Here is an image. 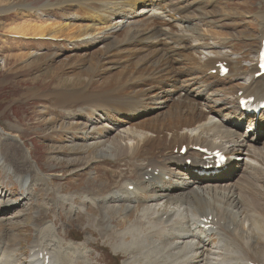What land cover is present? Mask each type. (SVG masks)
Wrapping results in <instances>:
<instances>
[{"label":"bare ground","instance_id":"1","mask_svg":"<svg viewBox=\"0 0 264 264\" xmlns=\"http://www.w3.org/2000/svg\"><path fill=\"white\" fill-rule=\"evenodd\" d=\"M94 2L99 1L86 0L76 4L79 11L73 18L87 17L93 22L99 21L104 28L92 31L88 30L90 27L83 29L82 26L66 32L69 24L38 27L37 32H48L52 38L66 35L71 40L80 39L79 44H102L104 49L94 55L103 57L105 66L110 64L103 73L104 82L95 81L96 73L87 70L73 74L65 80L68 83L57 85L47 94L52 99L50 111L60 112L65 115L63 119L71 120H75L79 112H82V119L85 118V111L99 116L104 131L88 132L89 123L82 122L64 124L61 128L69 131L75 140H88L97 131L103 137L83 147L89 153L86 161L91 163L88 162V167L105 157H131L134 164L142 154L147 158L144 164H136V170L141 168L135 180H123L116 191L105 196L84 194L81 208L85 211L87 203L103 212L97 225L102 227L104 237L114 241L113 251L128 256L124 264H173L176 261L180 264H264V252L260 251L264 247L261 202L235 193V184L228 179L236 175L234 169L220 175L201 176L200 168L212 161L193 150V147L200 146L224 151L230 156L229 165L233 157L240 159L235 158L237 153L241 154L245 164L239 179L244 183L256 173L264 174V165L261 164L264 162V146L258 147L255 134L243 132L241 128L244 119L249 130L257 122L259 126L264 125V112L258 117L244 116L237 107L244 97L264 101V75L255 78L259 72L257 62L243 72L238 59L232 56L234 53L220 50L221 47L233 49L234 46L230 48L227 41L212 42L198 31V27L196 31L186 25L189 7H171L168 0H122L96 6ZM159 2L164 4L161 10L168 15L158 12L160 8L154 4L160 5ZM139 3H144L145 7L140 14H135L133 8ZM167 3L169 6H165ZM49 6L52 5L45 4L42 9ZM20 7L26 12L32 11L29 3H22ZM117 16L121 17L115 20ZM260 17L264 20V14ZM22 30L21 27L16 32ZM263 36L264 30L261 39ZM39 56L41 54L34 56L35 63ZM219 62L228 64L229 73L225 78L219 76L216 67ZM214 69L217 72L211 75ZM57 71L55 68L49 73L53 72V75ZM220 90L224 95H220ZM24 95L36 96L37 91L31 88ZM77 107H80L78 111L75 110ZM93 107L99 108L98 111L93 112ZM53 116L54 119L51 118L56 121V114ZM90 122L95 123L94 120ZM124 124L128 125L127 128ZM184 145L187 146L186 154L181 153ZM8 147L12 151L13 148L21 149L16 143ZM81 148L77 145L73 150L80 151ZM89 148L94 151L90 152ZM236 166L232 164V168ZM223 177L227 179L222 181ZM27 181L28 176L23 186ZM261 184L263 186L257 184L258 187H264V179ZM131 185L133 190H129ZM63 199L56 201L63 205ZM113 202L116 203L114 206L107 205ZM102 203L107 206L103 208ZM14 205L10 201L4 209ZM75 209L71 206L70 215ZM137 211L134 221L130 215ZM116 214L121 216L114 224ZM93 222L96 224L95 219ZM46 229L53 230L52 225L36 226L37 237L30 247L27 264H44L40 252H34L37 247L51 255L49 264H89L86 256L84 258L76 251L74 254L67 252L72 248L78 250L76 245H63L65 240L55 236L44 239L42 234ZM253 234L258 236V259L247 254L253 250ZM87 244L88 240L79 247ZM17 250L20 251L17 244L6 245L0 239V264H19L15 261Z\"/></svg>","mask_w":264,"mask_h":264},{"label":"rangeland","instance_id":"2","mask_svg":"<svg viewBox=\"0 0 264 264\" xmlns=\"http://www.w3.org/2000/svg\"><path fill=\"white\" fill-rule=\"evenodd\" d=\"M71 1L73 0H0V32L19 36L11 35L10 38H7L0 35V239H3L6 245L17 244L20 251L17 250L15 261L19 264H27L30 247L37 237L36 226L52 225L53 230L46 229L45 232L43 231L42 237L45 239L55 236L65 240L63 245L70 244L71 247L76 245L78 250L72 248L67 251L69 254H74L76 251L84 258L86 256L89 264H112V262L113 264H124L128 256L124 253H115L113 251L114 241L104 237L102 227L97 225L103 212L101 213L99 208L87 203L84 207L87 208L85 211L81 206L84 194L105 196L116 191V187L123 180H135V175L136 173L139 175L141 168L136 170L135 166L144 164L147 156L142 154L136 160V164L133 163L131 157L126 159L105 157L98 159L96 163L88 167L90 160H86L89 153L83 147L100 139L101 135L97 131L96 135L94 134L90 138L91 140L85 139V142L80 138L73 139L69 131L61 128L64 124L67 126L82 122L89 123L88 132L96 129L102 131L103 123L99 116L85 111L87 115L85 118L82 119V112H79L76 119L71 120L63 119L65 115L60 112L50 111L52 99L47 94L56 89L57 85L68 83L65 80L71 78L73 74L76 75L87 70H93L96 73L95 81L104 82L103 73L107 66L110 67V64L105 66L103 57L98 58L94 55L95 52L104 49L100 43L83 45V43L79 44L80 39L71 40V37L66 35L52 38L48 32H37L38 27L55 26L56 24L57 26L69 24V29L66 32L75 29V27L79 29L78 27L82 26L83 29L90 27L88 30L92 31L105 27V25L93 22L87 17L78 20L73 18L79 11V7L76 6L77 2H73V6L66 8L67 10L58 7L54 11V3L60 6L69 4ZM115 1L122 2V0H110L109 2L116 3ZM170 2L183 9L189 7L190 16L187 12L186 16L189 18L186 25L195 30L198 27L199 30H197L213 42H229L230 48L234 46L233 49L221 47L220 50L229 54L234 53L235 55L232 54V56L238 59L239 67L243 72L251 69L249 66L256 58L261 34V24L255 14L264 13L262 11L264 0H171ZM22 3L31 4L32 11L23 10L20 7ZM99 3L103 4L101 1L94 2L95 6ZM45 4L52 6L42 9ZM160 5L157 6L160 8L158 12L164 13L161 10L163 7ZM67 6L69 5L64 7ZM143 7L144 4L139 3L135 9L136 13H140ZM164 14L168 15V13ZM56 16H58L57 19ZM118 17L120 18V16ZM21 27L23 30L16 32ZM42 38L56 40L54 42L40 40ZM73 40L75 43H72ZM38 54L41 56L35 63L34 56ZM55 68H58L55 74L49 73ZM103 86L105 85L103 84ZM31 88L37 91V97L24 95ZM70 88L72 87L69 86L68 89ZM219 93L224 95L221 90ZM230 96L229 98H231ZM79 108L77 107L75 110L78 111ZM91 109L93 112H97L99 108ZM54 114L57 116L56 121L53 120ZM68 115L66 112V116ZM147 115L145 114V116ZM145 116L143 115L142 118ZM97 119L99 122H96ZM93 120L95 123L91 124L90 121ZM124 126L127 128L128 125L124 124ZM242 129H244L243 132L254 133L256 139H259L257 146L263 148L264 128L262 126H258V131L255 132L249 130L248 124H245ZM13 143H16L21 149L13 148L12 151L8 145ZM77 145L83 149L73 150ZM89 151L93 152L94 148H89ZM233 160L236 159L233 157ZM237 163L242 164L243 162L239 160ZM243 168L241 167V169ZM26 176H28V181L23 186ZM237 176L239 173L235 180L238 179ZM259 178L262 181L260 175L252 177L245 183L241 180L237 184V191L242 196L253 198L258 203L261 202L260 208L264 213V187H258V185L263 186ZM194 185L193 183L192 187ZM144 197L149 198L148 196ZM59 198H64L63 205L56 201ZM10 201L15 205L12 208L4 209V205ZM115 204L113 202V204L107 205L114 206ZM101 205L103 208L107 206L103 203ZM71 206L76 209L75 213L70 215ZM77 208L79 212L76 211ZM138 213V211L133 213L130 218L135 221ZM121 215H115L114 224L120 221ZM94 219L96 224L93 222ZM251 239L254 245L259 242L256 234H253ZM86 240H88V244L80 248L79 245ZM86 251L87 253H85ZM260 251H264V249ZM254 253L250 252L249 256L259 257ZM173 264L180 263L176 261Z\"/></svg>","mask_w":264,"mask_h":264}]
</instances>
